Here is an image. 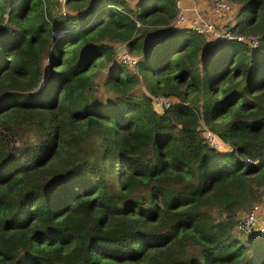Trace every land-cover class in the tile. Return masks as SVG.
I'll return each mask as SVG.
<instances>
[{"label": "trees", "instance_id": "16d2710c", "mask_svg": "<svg viewBox=\"0 0 264 264\" xmlns=\"http://www.w3.org/2000/svg\"><path fill=\"white\" fill-rule=\"evenodd\" d=\"M226 1L256 45L168 32L175 0H0V264H264L235 229L264 201V0Z\"/></svg>", "mask_w": 264, "mask_h": 264}, {"label": "rangeland", "instance_id": "374dc122", "mask_svg": "<svg viewBox=\"0 0 264 264\" xmlns=\"http://www.w3.org/2000/svg\"><path fill=\"white\" fill-rule=\"evenodd\" d=\"M129 1H130L132 6L135 5L136 0H129ZM182 2H183L184 8L187 9L186 14H187V18L189 19V21H190V19H193L196 16L194 11H197L199 14V17H201L205 21L210 22L214 25V31L213 32H210L207 35H203V36H205L204 37L205 41L210 42L209 45H214L215 43H217V41L223 40V39L219 38V35L221 34L222 31H225L227 29V27H229L231 29V27L235 23V14L237 12V9L239 8V6L237 4H234V3L228 1L232 5V8L230 9V11L226 14L225 17H216L215 15H213V11H212V8H213L212 5H214L215 0H182ZM63 3H64V0H61L60 3H58V5H60L62 7V9L68 10V8L65 7L63 5ZM174 23H175V21H174ZM177 28H185V29H190V30L193 29L190 27V22H186L183 24H173L172 28L170 30H167V31L169 32V31L175 30ZM149 38L151 40V39H154L155 36H149ZM225 40H227V39H225ZM251 41L252 40L250 38L243 37L241 42L249 44ZM251 44L253 45V42H251ZM216 47L218 48V44H216ZM219 47H222L223 50H227V51L230 50V44L228 45V43H226L225 41L220 42ZM138 57H139L138 53H135V54L128 53L125 45H123V44L117 45V61H118V63L123 65V67L125 68V71H129L131 73H136V74L141 76V75H143V73L141 72V69L139 67H137ZM126 58L131 59L132 63H130V64L124 63V60ZM106 73H107V69L105 68L99 74L100 76L98 78V83L100 84V91L103 90V81L105 79ZM138 92L139 93L145 92L147 95H149L152 99V103H153L155 109L160 111V112L163 111L165 108L170 107L175 101L177 102V99L174 97L166 98V97L152 96L142 86L139 87ZM201 128H203L204 137L214 148H216L218 150H222V151L223 150H231V147L228 143L222 141L220 138H218V136L216 134L212 133L205 126H202V124H201ZM259 203H262V201ZM250 209H251V206L247 207L243 211H241L242 213L240 214L241 216L239 217V219H241L243 216H245L246 213ZM255 228H256V230H259L262 228V232L264 233V216H261V217L258 216L256 218ZM151 252H152V250L150 248H148L147 250H145V252L141 253L140 257L137 258V260H135L134 262H131V263L132 264H138L140 262H145L147 255ZM100 259L102 260V259H106V258L100 257ZM106 260L112 261L110 259H106ZM104 261L105 260H102V262H104ZM113 262L116 264H131L127 261H124V259H119L118 261H113Z\"/></svg>", "mask_w": 264, "mask_h": 264}, {"label": "built area", "instance_id": "2783aa9c", "mask_svg": "<svg viewBox=\"0 0 264 264\" xmlns=\"http://www.w3.org/2000/svg\"><path fill=\"white\" fill-rule=\"evenodd\" d=\"M59 2L61 0H58ZM212 11L213 15L216 17H225L226 14L230 11L232 8V5L226 1V0H215L214 5H212ZM175 9H176V18L174 24H183L186 22H190V27L193 28L195 32L202 35H207L210 32L214 31V25L210 22L205 21L201 17H199V14L197 11L195 12V17L193 19L187 18V9L184 8L182 0H175ZM138 25V24H137ZM243 37L241 35H234L231 33V29L227 27L225 31H222L219 35L220 39H237L238 41H242ZM253 42V45H256L257 39L254 37H248ZM251 42L249 44H251ZM252 45V44H251ZM128 55V54H127ZM134 59V58H133ZM124 63H132L131 59L126 58L124 60ZM258 216H264V201L262 203H256L254 204L251 209L246 213L245 216H243L241 219H239L235 224V229L238 232H242L244 234H248L253 229H255V220ZM262 231V228L260 229Z\"/></svg>", "mask_w": 264, "mask_h": 264}]
</instances>
